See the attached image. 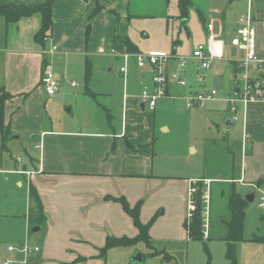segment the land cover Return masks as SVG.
Segmentation results:
<instances>
[{"label":"crops","instance_id":"obj_1","mask_svg":"<svg viewBox=\"0 0 264 264\" xmlns=\"http://www.w3.org/2000/svg\"><path fill=\"white\" fill-rule=\"evenodd\" d=\"M12 1H17L18 4L14 5L32 8L48 0H0V5ZM171 1L58 0L51 9L53 25L44 43L35 39L41 29L39 14L6 26L10 31L0 47V88L11 95V99L5 103L3 122L9 127L10 136L28 133L33 141L29 151L24 149L28 158L22 161L20 169L9 171L18 178L17 188L22 189L26 185L27 197L32 204V212H28V219L24 220L18 237L22 242L17 247L32 240L29 237L32 224L39 227L37 237L30 244L38 247L39 251L16 263L131 264V256L138 251L134 247L138 244L113 248L107 251L104 259L99 257V250L107 237L133 238L138 235L130 215L115 201L121 197L131 208L140 202L139 221L142 224L161 212L148 231L152 250L143 243L149 256L157 250L175 251L179 242H194L189 240L183 227L188 213L191 180L209 181L210 189L213 186L211 177L223 170L225 181L231 182L236 176L239 187H250L252 192L255 185L264 189V104H250L246 108L247 112H253L251 116L256 120L243 127L250 138L244 150L240 142L241 161L236 175L233 162L232 171L227 172L228 161L219 169L220 172L207 174L204 159L190 166L192 161L188 157L181 158L176 146L163 137L164 133H171L165 118L170 117L168 115L174 110L175 103L185 112H192L198 107L187 110L183 96L215 87V80L220 77L214 74L210 77L211 88L202 85H208L206 73L217 62L208 70H202L196 61L190 60L184 74L186 87L169 86L167 97L157 102L154 111H149L139 95L144 87H150V73L140 71L135 60L129 59L124 77L119 72L125 64L123 59L108 53L111 48L118 49L113 46L117 38L125 37L136 46L138 53L170 54L174 57L169 63L168 71L171 72L178 68L176 58L189 57L198 45L205 44L206 25L211 20H214L213 25L219 24V30L214 34L219 35L225 45L226 39L231 40L238 28L240 16L235 19L227 16L230 0H190L191 7L185 20H179L177 0L176 10L169 9ZM254 1L256 7L253 9ZM247 6L246 13L254 20L257 53L264 57V0H247ZM97 7L98 13L92 15ZM190 11L198 16L203 32L202 37L193 40L187 53L180 36L184 32L186 39L190 38L187 26ZM229 13L234 14V10L229 9ZM88 23L89 34L86 37ZM44 51L50 53L44 55ZM89 57H97V62L107 63L106 71L110 74H114L113 65L121 62L115 72L125 83L120 88L107 91L92 90L86 81L83 90L76 89L74 81L64 87V77L70 72L83 71L85 77L86 64L92 65ZM101 57L107 58L102 61ZM46 66L60 83V89L53 97L46 95L40 82ZM72 82L75 86L71 85ZM194 85L200 86L196 88ZM221 85L220 79L219 88ZM98 96H101V102ZM47 101H52L53 105L62 102L63 107H69L65 110L72 118L64 116L63 127L53 128L49 118L46 122L49 114L45 109ZM227 121V127L234 125L230 119ZM224 144L234 145L225 139L208 145L218 147ZM6 150L7 147L2 151ZM17 162H20L19 158ZM4 179L8 180L7 174ZM29 186L35 189L40 207L30 199ZM219 192L223 198V191ZM240 194L245 196L249 192ZM212 199L210 189V227L205 239L207 246L217 240L225 248L222 239L226 234L224 222L229 220L227 201L220 203L221 210L217 211L218 208L212 206ZM251 206L249 204L246 210L245 241L242 243H250L260 250L263 246L250 239L253 235L259 236L263 230L260 218L264 209L253 215L256 226L246 233L245 223ZM14 219L19 224V219ZM240 244L237 245V256Z\"/></svg>","mask_w":264,"mask_h":264},{"label":"rangeland","instance_id":"obj_2","mask_svg":"<svg viewBox=\"0 0 264 264\" xmlns=\"http://www.w3.org/2000/svg\"><path fill=\"white\" fill-rule=\"evenodd\" d=\"M32 1L34 0H28L27 2ZM171 2L172 3L169 9L171 11L176 10V0H172ZM11 4L18 3L17 1H12ZM29 4L31 5L32 3ZM246 6L247 0H230V4L227 10V16L232 19L241 16V14L246 13ZM247 7L249 11V5ZM254 7H256L255 1L253 9ZM229 9L234 10V14H230ZM247 14L248 12L245 15ZM187 20L190 38L186 39V34L184 32H181L180 40L182 41L184 51L188 53L189 47H191L193 40L195 38L202 37L203 30H201L199 26L198 16L192 11L189 12ZM4 24L5 21L0 19V47L3 46L2 43L5 42L6 34H8L10 31L5 27ZM213 30L214 33H217V31L219 30L218 23H214ZM226 40L227 41L224 49V61L217 62L215 65H213L212 68L207 71L206 74L208 77V85H202L204 86V88H211L213 85L211 84L212 81L210 77L213 76V74L215 76H219L222 81V85L218 90V100L209 102L203 107L195 108L194 110H192V112H185V110L181 108V106L175 103L176 106L174 110L169 113L170 115H168L170 117L165 118L166 123L170 127L171 133H164L163 137L169 139L172 144L176 146V148L180 151L181 158L188 157L192 161L190 166L198 161L200 163L201 159H204L203 165L205 164L206 174L207 172H220L219 169H221V167H223L227 161V172L230 173L232 171L233 162V165L235 167L233 172L235 175L237 174L240 168L241 161L240 142H242V133L244 129L243 127L247 122L249 124L251 120H256L255 117L252 118L251 116L253 112H250V110L249 112H247V106L245 108L240 106L238 120L234 122V125L232 127H227L226 125V120L231 119L232 114L229 111V105L224 100L227 99L231 95L232 90L239 85V73H235L233 71L232 63H230L229 61L242 60L244 58L243 51L239 50L238 48L232 47L230 45V38ZM106 58L107 57H101L100 60L105 61ZM259 58L264 59V57L260 56ZM88 60L92 64L90 67V79L86 84L88 85V88L95 91H107L114 87H116L115 89L120 88L123 85V82L125 83V80H123L122 77L118 76L115 72L120 67L121 62L113 65L114 74H110L106 71L109 66L107 63L97 62V57H89ZM64 78V87L66 85H70L71 81H74L77 84L76 89H85L84 85L86 83V80L83 75V71H78L75 73L70 72L68 76ZM194 86H196L197 88V86L200 85ZM97 99L99 100V102H101L100 99L102 98L101 96H98ZM56 103L57 104L53 105L52 101H47L45 109L47 112H49V114H47L46 122L49 118L52 122L53 128H61L63 127L64 116L68 118L72 117H70L71 114L66 113L65 110L69 107H63L62 102ZM247 113H249L248 116ZM77 116L78 114L76 113V117ZM28 135V133L12 135L5 141L7 150L1 151L0 149V264H2V262L6 258L14 260L16 262L21 261L22 258L23 260H25L27 259L28 255H32L30 253L24 257V255L9 253L6 250L7 245L17 247V245L22 242L19 241L18 237L21 235L24 220L26 221L28 219V212H32V204L29 202L27 197L26 185L24 184L22 189L17 188L15 183L16 179L18 178L16 175H14V173L9 172L20 169L22 161L24 159L25 161L27 160L28 157L24 152V149L29 151L33 145V141L29 139ZM160 135L161 134L159 132V136ZM17 136H20V138L13 139ZM222 139H225L235 146H227L226 144H224L225 146L214 147L208 145L213 141L220 142ZM246 145L247 143H244V147ZM192 150L194 151V153H192ZM18 158L20 159V162H17ZM222 171L220 172L221 174H215L213 177H211V184L213 185L210 188L211 197L213 198L212 206L214 205V207L218 208L217 211L221 210L220 203H224L227 201L226 196L229 194V191L232 187H234L235 189L238 188V191L242 194L247 192L250 193V191L252 192L250 187H239L237 183L239 180L236 178V176L235 178H233V182L225 181L226 174H224ZM205 173L203 174L206 175ZM5 174H7L8 177L7 181L4 179ZM198 181L199 182L196 184L195 188H198L200 186L202 187L203 180ZM219 190L223 191V198L220 196ZM257 197L258 196L256 195L252 206L251 208H249V211L247 213L248 215L245 223L246 233L251 231L256 226V218H254L253 215L257 212L260 213L261 211L258 206L256 207ZM210 213L211 206L209 207V215L207 221L208 227H210ZM217 214L219 213L217 212ZM12 215H14L15 218L19 219V224H17ZM31 226L32 227L29 229V237L32 240H30L28 245H32L33 240L35 239V237H37L38 233L32 232V229L38 226H36L35 224H32ZM12 230H14V232H12ZM207 233H209L208 228ZM41 234L42 232H40L39 235ZM261 235H263V230L260 232L259 236ZM204 238H207V236H205ZM177 246L179 248L175 251H169L167 249L157 250L158 254L156 256H149L146 246L143 243H139L136 247H134V249H137L138 251L133 253L131 257L136 258L137 255H140L142 259L141 264H207L208 256L201 242H179L177 243ZM207 247L210 257V264H226V261L224 259L225 248L221 242L213 240L212 242L208 243ZM142 256H144V259L142 258ZM165 256H168L169 259H165ZM236 259L237 264H264L263 248L257 250V248H255L250 243H242L238 248V256ZM20 264H25V261H23L22 263L20 262ZM115 264L120 263L116 262Z\"/></svg>","mask_w":264,"mask_h":264},{"label":"built area","instance_id":"obj_3","mask_svg":"<svg viewBox=\"0 0 264 264\" xmlns=\"http://www.w3.org/2000/svg\"><path fill=\"white\" fill-rule=\"evenodd\" d=\"M213 22L211 20L206 25L207 38L205 44L198 45L189 57L176 58L177 69L169 72V63L174 57L170 54H142V53H127L121 52L118 49L111 48L109 54L115 57L122 58L124 66L119 69V72L125 77L127 71V61L134 59L140 71L150 73V87H144L139 95V99L143 105L147 106L149 111H154L159 100L167 97V89L169 86L176 85L181 88L186 87V79L184 74L190 60L196 61L202 70H208L213 63L223 62L225 59V41L217 34H214ZM223 28L221 29V31ZM46 41V39H44ZM232 47L243 51L244 58L242 60H230L233 64V71L239 73V85L232 90L231 95L224 101L229 105V111L232 114L231 122L238 120L240 106L245 108L250 104H264V59L259 58L256 47V30L253 17L250 14L240 16L238 19V28L235 30L233 38L230 40ZM49 51H44L42 54H49ZM41 85L47 96L53 97L60 89V83L56 80L53 71L50 67H44L41 75ZM72 86L75 83L72 82ZM219 87H214L203 93H193L183 96L185 107L191 110L195 107H203L209 102L218 100ZM249 133L243 129L242 134V150L244 143L249 141ZM29 176L31 174L27 173ZM198 180H191L188 188L187 217H190L191 211L194 208L193 198L198 195L196 184ZM254 192L258 196L257 206L259 209H264V189L258 188L255 185ZM256 197V196H255ZM199 200L202 204L203 216V233L207 236V221L210 207L209 181H202V191L200 192ZM9 253L24 255L36 253L38 247H31L26 242L18 247L8 246ZM11 259H4L2 264H15Z\"/></svg>","mask_w":264,"mask_h":264},{"label":"trees","instance_id":"obj_4","mask_svg":"<svg viewBox=\"0 0 264 264\" xmlns=\"http://www.w3.org/2000/svg\"><path fill=\"white\" fill-rule=\"evenodd\" d=\"M58 0H48L44 4L36 5L32 8L25 6H17L11 3L0 5V17L5 21V27L9 24L16 23L21 18L30 17L34 14H39L41 16V29L35 35V39L38 42L44 43V38H46L47 32L52 29V15L51 9L53 4ZM168 1V0H167ZM179 9V20H185L188 9L191 7L190 0H177ZM98 13V7L95 8L92 15ZM89 34V23L86 27V37ZM118 45V46H117ZM113 46L118 47L119 51L127 53H138L136 46L130 42L127 38H117L113 42ZM90 76V66L87 63L85 67V80L88 82ZM11 99L9 95L3 88H0V147L1 151L5 150V141L10 137V129L8 126L4 125V106L7 101ZM233 182V179H231ZM258 184H260L258 182ZM202 187L198 188V195L193 198L194 208L191 211L190 217H185L183 227L187 233L189 240L201 242L208 256L207 264H210V257L208 253L207 242L204 238L203 233V218H202V204L199 200L200 192ZM222 193V192H221ZM223 194V193H222ZM224 195V194H223ZM29 197L35 202L36 205L40 207L39 199L36 194L35 189L29 186ZM224 197V196H223ZM227 208L229 210V220L225 221L226 234L223 237V242L225 243V260L226 264H237V245L244 242V222L246 210L248 203L245 201L244 196L236 191L234 187L231 188L229 194L226 196ZM116 202L121 204L123 210L126 214L130 215L133 221V225L138 230V235L133 238L128 237H107L104 246L99 250V257L104 259L108 250L113 248H123L132 247L139 243H144L149 249L152 250L151 239L148 235V231L153 222L161 215V212H157L152 219L146 223L142 224L139 221V209L140 202H138L134 207H130L127 201L121 197L115 199ZM263 224V235H253L250 239L251 242L259 243L263 246L264 250V214L260 218ZM161 253V252H160ZM163 253V252H162ZM158 253L153 251L151 256H155ZM165 259H169L165 256Z\"/></svg>","mask_w":264,"mask_h":264},{"label":"water","instance_id":"obj_5","mask_svg":"<svg viewBox=\"0 0 264 264\" xmlns=\"http://www.w3.org/2000/svg\"><path fill=\"white\" fill-rule=\"evenodd\" d=\"M219 84H220V79H216L215 80V87H219ZM229 124V121L226 122V125ZM254 197H255V193L254 192H251L247 195L244 196V199L245 201L248 203V204H252L253 201H254ZM39 231V228L38 227H35L32 229V232L35 233V232H38ZM142 262V259H141V256L140 255H137L136 258H132L131 259V264H141Z\"/></svg>","mask_w":264,"mask_h":264}]
</instances>
